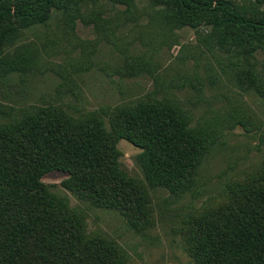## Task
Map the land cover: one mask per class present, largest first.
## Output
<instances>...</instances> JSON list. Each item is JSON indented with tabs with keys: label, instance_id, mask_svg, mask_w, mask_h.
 I'll list each match as a JSON object with an SVG mask.
<instances>
[{
	"label": "rangeland",
	"instance_id": "374dc122",
	"mask_svg": "<svg viewBox=\"0 0 264 264\" xmlns=\"http://www.w3.org/2000/svg\"><path fill=\"white\" fill-rule=\"evenodd\" d=\"M226 1L247 19L264 18V0ZM42 2L0 0V11ZM219 19L179 14L170 0H53L38 19L0 24V128L49 108L97 116L114 137L141 218L78 198L61 187L60 171L41 182L66 202L80 236L110 247L121 264H193L186 224L226 205L229 187L264 181V33L243 42L240 30L212 25ZM141 105L170 112L201 143L182 192L152 185L141 148L119 137L116 112Z\"/></svg>",
	"mask_w": 264,
	"mask_h": 264
},
{
	"label": "trees",
	"instance_id": "16d2710c",
	"mask_svg": "<svg viewBox=\"0 0 264 264\" xmlns=\"http://www.w3.org/2000/svg\"><path fill=\"white\" fill-rule=\"evenodd\" d=\"M170 1L179 14L221 15L212 25L240 30L243 42L264 33V18L247 19L229 1ZM52 4L1 10L0 24L9 17L38 19ZM165 111L141 105L122 107L116 115L119 137L141 148L137 160L146 179L174 194L189 187L201 143ZM96 117L73 119L47 108L0 128V264H121L110 247L80 236L66 202L41 182L60 171L66 174L61 187L78 198L144 215L140 192L119 170L115 139ZM257 181L229 187L226 205L186 224L193 264H264V181Z\"/></svg>",
	"mask_w": 264,
	"mask_h": 264
}]
</instances>
